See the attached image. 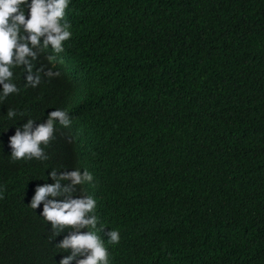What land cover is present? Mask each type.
Here are the masks:
<instances>
[{"label": "trees", "instance_id": "1", "mask_svg": "<svg viewBox=\"0 0 264 264\" xmlns=\"http://www.w3.org/2000/svg\"><path fill=\"white\" fill-rule=\"evenodd\" d=\"M65 20L89 91L43 72L25 88L17 67L0 101V264L69 254L71 229L53 237L30 201L74 164L93 175L75 195L120 232L110 264H264V0H70ZM49 106L72 112L49 158L12 160L9 137Z\"/></svg>", "mask_w": 264, "mask_h": 264}, {"label": "clouds", "instance_id": "2", "mask_svg": "<svg viewBox=\"0 0 264 264\" xmlns=\"http://www.w3.org/2000/svg\"><path fill=\"white\" fill-rule=\"evenodd\" d=\"M70 0H0V101L20 89L13 82L12 69L23 67L25 88H35L41 83V73L49 78L74 77L75 101L90 89L89 80L77 76L80 58L69 41L72 38L71 25L65 20V10ZM61 21H64L62 24ZM40 55L46 60L47 71L43 66L33 69ZM48 116L43 123L29 118L9 137L12 160H47L43 144L47 146L54 138L56 123L62 127L71 125L72 112L69 108H47ZM17 115L9 108L8 119ZM76 169L57 174L53 169L52 184L37 185L30 207L37 209L43 204L41 215L52 226V236H59L64 230L67 235L57 243V247L70 250L59 264H110V253L105 245H116L120 241L118 229L110 230L102 221L96 209L97 201L91 195H75L77 185L92 182L91 168L84 164H74ZM70 183H62L68 182Z\"/></svg>", "mask_w": 264, "mask_h": 264}]
</instances>
